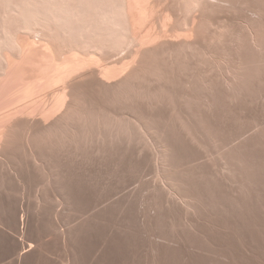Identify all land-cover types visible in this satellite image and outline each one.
Instances as JSON below:
<instances>
[{
	"label": "rangeland",
	"instance_id": "374dc122",
	"mask_svg": "<svg viewBox=\"0 0 264 264\" xmlns=\"http://www.w3.org/2000/svg\"><path fill=\"white\" fill-rule=\"evenodd\" d=\"M38 1L0 0V22L7 21L12 31L22 30L23 16H28L25 10L35 8ZM70 1L75 2L78 12L82 10L88 17L109 8L112 2H119ZM197 13L201 17L202 35L215 26H225L230 31L228 38L231 40L226 48L232 57L238 58L237 62L241 60V65L255 68L258 91L255 86L245 101L239 99L237 102L230 98L221 74L219 84L215 81L212 87L192 81L195 87H201L196 91H200L198 96L204 99L196 101L193 96L196 91H191V95L185 91L192 90L193 83L190 85L191 81L187 79L186 82L182 75L178 83L183 87L177 84L178 93L171 90L174 96H180L176 99L181 103L180 108L179 103L171 102L174 97L169 102V97L158 100L157 106L152 104L157 99L151 100L153 108L148 99L149 104H142L143 99H140L143 106L137 101L136 109L131 106L133 111L126 103L129 105L127 112L131 111L128 115L134 119L138 116V120L143 118L142 122L145 121L152 131L151 137H156L155 141L148 138L151 143L146 144L149 145L134 143L136 148L133 143L129 146L127 140H123L118 127L120 131L115 128L114 136H102L94 142L100 144L98 148L92 146L94 143H82L75 147L68 144L69 150L64 145L61 149L66 147L65 150H58L60 146L36 144L41 137L28 135L25 139L30 147L34 141V150L41 146L40 155H35L36 151L30 157L28 151L31 150H25V147V158L20 153L23 161H27L25 164L22 158L17 160L21 157L18 152L15 159L10 155V162L5 160L9 163L7 166L4 161L3 164L0 162V264H264V0H208ZM249 26L255 33L259 32L257 49L250 42ZM242 34L245 38L240 36ZM234 37L242 44H237ZM238 47L237 55L234 50ZM227 67L222 72L226 70L228 75L229 65ZM221 81L225 82L224 87ZM97 94L93 97L101 96V92L97 91ZM252 94H257L255 101ZM94 98L93 104L88 103L90 107L95 101L101 105L98 98L95 101ZM106 99L107 96L101 102L102 106H109ZM216 102H220L221 107ZM223 102H227L226 105ZM234 103L239 106L237 109ZM183 105L189 111L183 109ZM125 108L116 110L122 113ZM181 109L185 111L184 115ZM134 111L136 115H133ZM197 111L199 115L202 112L205 123ZM211 114L214 121L208 117ZM214 114L219 115H216L218 119ZM119 121L117 119L115 124L121 127L123 123ZM204 126L208 127L206 131ZM22 137L21 142L25 144ZM29 138L33 143H29ZM18 141L17 146L21 143ZM111 141L119 143L121 151L118 152L117 145L114 146L116 142ZM22 144L16 151H22ZM81 145L83 149H80ZM147 146H150L149 150ZM112 147L117 150L112 151ZM152 147L155 152L150 151ZM74 148L78 153H74ZM137 149H142V154ZM160 150L164 155L159 153ZM43 151H49V155Z\"/></svg>",
	"mask_w": 264,
	"mask_h": 264
},
{
	"label": "bare ground",
	"instance_id": "6f19581e",
	"mask_svg": "<svg viewBox=\"0 0 264 264\" xmlns=\"http://www.w3.org/2000/svg\"><path fill=\"white\" fill-rule=\"evenodd\" d=\"M207 1L208 0H119L117 3L112 2L109 8L102 9L96 16L88 17L83 14L82 10L78 12L77 5L74 4L75 2H71L70 0H39L35 8L25 10V14L28 16H23L25 18L22 30L12 31L7 21L0 22V162L2 161L3 164L4 161L5 164H9L7 162L9 161V156L11 155L15 159L17 152L20 156L23 154L22 156L24 157L25 154L23 150L25 147V150H29L30 148L31 151H28L30 154L26 151L30 157H32L31 154H34V152L36 153V151L37 153L35 155L38 153L41 154L39 151L41 146L39 148V145L38 147L34 145L37 147V150H34L36 149L33 147L35 141L34 143L31 142V138H29V143L33 144H31V147L28 145L25 139L28 135L31 137L34 135L41 137V140L36 144H47V147L48 145H58V147L60 146L58 150H60L61 146L64 145H67L66 147L69 145L71 147L74 145L79 146L82 143L88 145L97 142L102 136H114L117 130L116 127H118L119 129L121 128V131L118 130L122 133L124 139L119 138L121 140H127L129 146L130 143H137L141 146L149 145L151 142L149 143L147 140L151 137L152 131L150 132V128H147L148 125H145L147 123L145 121H143L145 123L142 122L143 118H141V120L139 117L141 121L138 120V116H136L137 119H134L128 115V112L131 114V111H133L132 107L136 106L135 109L138 107L137 104L140 103V99H145V102L142 100V104L148 103L149 101L151 104V100L157 99L152 103L156 105L159 104L158 100L162 101V98L168 99L169 97L167 101L169 102V100L174 97V101H172V99L171 102H176L177 105L179 103V107L181 103L177 101L179 100L177 97L180 98V96L176 94L175 97L171 90L173 92L176 90L178 93V89L176 88L182 75L186 77L183 78L186 82H188L187 79L191 81H189L190 85L193 82H202L206 86H211L216 84L215 81H217V83L220 81L222 74L227 85L225 88H228L229 94L232 96L228 97L235 99L237 102L239 99H244L245 101L248 92L255 90V77L257 76L255 74L257 71L254 67L251 68L252 65L249 67L251 70L241 65V60L237 62L238 58L235 59L231 56L229 50L226 48V44L231 40L230 37L228 38V32L230 34V31H228L225 26L210 27V30L207 29L206 34H201L200 27L202 26V22L197 12L199 8L201 10L203 3ZM7 18L8 15L5 19ZM45 23L47 25H45ZM246 28H248V26ZM253 30L254 29L249 26L250 42L255 46V49H257L258 41H260L258 37L260 36L259 34L257 36L259 32L255 33ZM241 31L239 29V32ZM233 33L236 34V31ZM240 36H243V34ZM244 36L242 38H245ZM248 36H246L247 39ZM237 37L234 38L236 39ZM238 41H236L237 44H242L240 41L238 43ZM235 44L233 43V45ZM239 47L234 51L238 50ZM233 58L234 62L230 63ZM227 65H229L230 72L228 75L225 73L227 72L226 70L222 72L224 68L228 69ZM224 81H221V84L223 82V87L225 86ZM195 83H193L194 87ZM179 86H182V84H179ZM186 86H188V84ZM193 86H190L192 90H185L189 92V94H186L191 95L196 91L198 86L194 88L195 90ZM178 88L181 89V87ZM187 88H189V86ZM261 88H259V90ZM213 89L210 90L214 91L215 89ZM97 91L101 92L99 98L102 97V100H99L98 97L95 98H98L97 101H100L101 105H97L99 103H97L93 97L98 96ZM191 91L193 93H191ZM197 91L195 92L197 93V97L195 93L193 94L196 101L200 98L198 96L200 91ZM93 92L96 93L92 95ZM90 94L96 102L93 101L94 105H91V107L89 104L90 102L92 103L93 98H91ZM202 94L203 93H201V95ZM166 95L167 97H164ZM88 96L92 99L88 102L89 104L87 103V99H89ZM106 96V100L109 101V106H102L104 105L102 104L103 99ZM204 96L207 97L208 94L207 96L204 94ZM252 96L255 101L257 97L255 99L254 96H257V94H252ZM192 98L193 97L190 99L192 100ZM200 99L204 100L203 98ZM183 100H185V98ZM244 101L242 102L244 103ZM248 101L246 102L248 103ZM171 102L168 103V105L171 104ZM187 102L188 100L183 103L186 104ZM200 102L201 100L199 103ZM230 102L232 105V101ZM106 103L108 102L106 101ZM217 103L220 106L221 103L216 102V105ZM225 103L223 102V104ZM117 104L120 107H117ZM152 104L149 106L152 107ZM194 104L195 103H193V105ZM122 105L125 106L123 107ZM206 105L207 104H205V106ZM242 105L244 106V104ZM208 106L209 108L206 109L209 112L210 105ZM113 107H115V109ZM130 107L132 108L131 111H129L131 109ZM234 107L237 109L239 106L234 103ZM116 108L120 110L125 108V110L120 113ZM127 108L129 109L128 112L126 110ZM182 108L186 110L187 107L184 106ZM183 109L181 110L184 115L185 111ZM188 109L189 108H187V110ZM223 109H225V107ZM243 109L241 111H243ZM249 109H247V111ZM181 110L179 111L180 113ZM229 110H231V108ZM229 110L228 112L231 114ZM238 110L240 111V109ZM237 112L238 111H236V113ZM132 113L136 115V111ZM197 114L195 116H197ZM183 115H181V117ZM219 115L217 116L219 117ZM201 117L202 112L199 115V118ZM208 117H212V114ZM117 119L123 123L121 127L116 126L115 123ZM204 120L205 119H203V121ZM176 122H178V120H176ZM182 123H184V120ZM203 123H205V121ZM208 123H210V121ZM202 125L201 128H203ZM186 127L188 126L186 125ZM207 128L204 126L205 131ZM206 134L203 135L206 136ZM22 135L25 136L22 137ZM20 137H22L25 144L27 143V146H24V143L22 144L23 141ZM153 138L152 139L155 141L156 137L154 136ZM18 139H20V142L22 141L18 145L21 147L20 145L22 144V151H16V148L19 149L17 146ZM114 139L115 138H113V140ZM108 140H110V138ZM146 142L149 144H146ZM116 143L114 146L117 145L119 152L121 151V145L118 147L119 143ZM112 144L110 143V146H112ZM87 145L84 146L87 147ZM98 145L100 147L99 143ZM98 145L94 143L92 146H97L98 148ZM122 145H124V142ZM125 146L126 145L123 147ZM161 146L162 144H160V147ZM47 147L45 146V148ZM104 147L107 148V146ZM133 147L131 148L132 150ZM147 147L149 150L150 146ZM153 147L150 151L153 150ZM65 148L63 147L62 149L65 150ZM134 148H136V146ZM51 149H53V147ZM67 149L69 150V147ZM80 149H83L82 145ZM110 149L116 151L113 147ZM110 149L108 148V151ZM43 150L45 151L44 148ZM75 150L74 153H78V150ZM137 150H141L142 154V149ZM112 151L111 153H113ZM21 152L22 154H20ZM47 152L49 151L44 153L46 154ZM159 153L163 154V150ZM28 155L26 157L27 159ZM22 156L17 160L20 161L22 158L21 161L25 164L27 161H25L26 159L23 161ZM11 158L12 157H10V160ZM6 159L8 160L5 161ZM7 164L5 166H7ZM18 164L21 165L22 163L19 162ZM8 167L10 166L8 165ZM14 170L16 171V169Z\"/></svg>",
	"mask_w": 264,
	"mask_h": 264
}]
</instances>
